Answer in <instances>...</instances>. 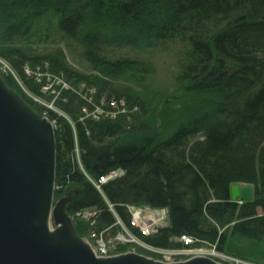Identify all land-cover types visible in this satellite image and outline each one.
Here are the masks:
<instances>
[{
  "label": "trees",
  "instance_id": "obj_1",
  "mask_svg": "<svg viewBox=\"0 0 264 264\" xmlns=\"http://www.w3.org/2000/svg\"><path fill=\"white\" fill-rule=\"evenodd\" d=\"M41 1L55 12L63 37L81 45L87 62L111 79L118 74L113 68L122 67L144 81L150 68L133 60L108 62L101 55L109 47L185 43L187 58L177 83L185 94L212 99L209 110L159 140L139 98L115 94L101 80L88 83L68 69L60 52L30 57L1 47L31 36L34 20L44 16L28 13L32 0H0V59L30 93L41 96V86L24 74V66L44 70L47 64L45 73L62 75L74 87L83 81L95 86L93 101L107 92L106 98L126 105L124 115L94 121L81 112L90 105L66 91L54 105L69 122L47 111L55 121L54 198L61 188H73L65 212L92 209L90 230L98 234L117 228L116 218L128 226L127 206L167 209L168 226L149 237L138 234L158 249L181 248L176 241L181 236L191 237L192 246L208 244L219 252L236 238L264 241V0ZM114 170L122 174L99 190L86 179ZM233 185L250 186L252 200L231 201Z\"/></svg>",
  "mask_w": 264,
  "mask_h": 264
},
{
  "label": "rangeland",
  "instance_id": "obj_2",
  "mask_svg": "<svg viewBox=\"0 0 264 264\" xmlns=\"http://www.w3.org/2000/svg\"><path fill=\"white\" fill-rule=\"evenodd\" d=\"M32 1L34 3L29 5L28 13L34 14L39 11L41 12V14L38 13L40 16L43 15L45 17L46 15L47 17H43L38 22V19L34 20L36 21L33 23L35 30L31 36L21 38L20 40H13L12 45L8 44L1 47L12 46L13 48L25 51L30 57L46 56L60 52L68 69L88 79V83L101 80L107 83L108 87L115 94L139 98L146 111L148 124L159 140L167 138L177 125L187 118L195 116L199 112L209 110L212 100L210 97L185 94L182 91V87L177 83L179 73L187 58L185 43L172 40L158 43L148 48L109 47L101 55L108 62L133 60L143 63L150 68V73L144 81H137L132 77L133 73H131V70L122 67L113 68L118 74L116 73L117 76L113 74L115 78L111 79L103 76L98 68H93L87 62L85 50L81 45L65 39L57 30L55 25L56 14L47 9V6L50 4L42 5V1L40 2V0ZM80 1L91 4L88 0ZM0 9H2L1 6ZM43 65V69L45 70L48 65ZM44 70L40 67L33 69L29 65H25L23 68L24 74L29 78H33L35 83L41 86V96H35L24 87L21 80L10 69L8 64L0 59V80L4 86L9 91L15 93L23 104L28 106L36 115L43 118L46 117L52 123L54 129L55 123L49 119L47 111H51L54 114L61 112L54 105L55 100L59 99L58 96L67 91L85 100L90 105V101H92L91 95L95 94L97 90L95 86L92 87L94 89L88 88V83L84 81L80 82L77 87H74L72 85L73 82L69 83L65 80L64 76L45 73ZM106 95L107 92L102 94V96ZM102 98L104 100L107 99L106 97ZM123 106H125L124 103ZM87 110L89 109L87 108ZM75 160L78 162V151L76 149ZM86 179L93 185L91 178L86 177ZM239 186L243 187L246 185ZM68 187L60 189V197L56 198V202L70 199L73 188ZM93 187L95 188L94 185ZM56 190L58 188L54 183L55 197ZM234 202L239 204L242 201L238 198ZM130 210L139 211L146 219L152 218L149 208L140 206L136 208L131 207ZM64 215L69 220L74 234L88 244L93 254L98 258H109L132 253L148 261L161 264L183 263L197 257L210 259L215 264H264V241L254 242L237 238L232 239L230 240V244L224 249V252H219L215 249V246L208 244L196 245L190 249H158L141 242L138 230L131 229L130 231L126 229L127 227L125 228L126 225L124 226L121 223L116 222L117 228L106 229L98 234L94 233L90 230V226L94 223L90 221L96 217L92 209L67 214L64 207ZM166 226H168L167 213L161 225L151 235ZM51 227H53L52 222ZM125 231L134 239H130ZM176 241L182 247L183 241L180 238ZM207 253L209 256L206 255Z\"/></svg>",
  "mask_w": 264,
  "mask_h": 264
},
{
  "label": "water",
  "instance_id": "obj_3",
  "mask_svg": "<svg viewBox=\"0 0 264 264\" xmlns=\"http://www.w3.org/2000/svg\"><path fill=\"white\" fill-rule=\"evenodd\" d=\"M55 154L52 124L0 80V264H161L132 253L93 254L64 215L69 199L53 205ZM238 198L251 201V188L233 185L230 199ZM177 264L215 263L197 257Z\"/></svg>",
  "mask_w": 264,
  "mask_h": 264
},
{
  "label": "built area",
  "instance_id": "obj_4",
  "mask_svg": "<svg viewBox=\"0 0 264 264\" xmlns=\"http://www.w3.org/2000/svg\"><path fill=\"white\" fill-rule=\"evenodd\" d=\"M91 108L87 110V108L82 109V113L86 116L91 118L92 120L98 121V120H112L118 117L119 115H122L127 112L126 105L123 106V103L125 102L121 99H110V100H104L100 99L97 102L90 101ZM90 111V112H87ZM122 174L120 170H114L108 173L105 176H100L96 180H92L93 185L97 190H99V186L102 183H105L109 180L116 179ZM131 219L129 221V225L127 226V229H136L138 230L139 234L142 236H149L153 232H155L156 228L161 225L163 219L166 217V210L160 209V210H151L152 218L146 219L145 216H142L139 211H131ZM117 223L120 224L118 221ZM126 232V231H125ZM95 235V234H94ZM126 235L129 236L130 239H134L130 234L126 232ZM180 240L183 241V244H189L188 247L195 244V242L188 237L182 236L180 237ZM190 249V248H186Z\"/></svg>",
  "mask_w": 264,
  "mask_h": 264
},
{
  "label": "bare ground",
  "instance_id": "obj_5",
  "mask_svg": "<svg viewBox=\"0 0 264 264\" xmlns=\"http://www.w3.org/2000/svg\"><path fill=\"white\" fill-rule=\"evenodd\" d=\"M102 120H104V119H102ZM95 121V120H94ZM98 121H101V120H98ZM111 211H112V209H110ZM48 225H49V222H48ZM51 227V225L48 227V228H50ZM182 237V236H181ZM185 237H187V236H185ZM191 238V237H190ZM192 239V238H191ZM193 240V239H192ZM194 241V240H193ZM189 246V244H186V243H184L183 245H182V249H184V248H187ZM198 254H200L199 252H198ZM207 256H209L208 255V253L206 254Z\"/></svg>",
  "mask_w": 264,
  "mask_h": 264
}]
</instances>
